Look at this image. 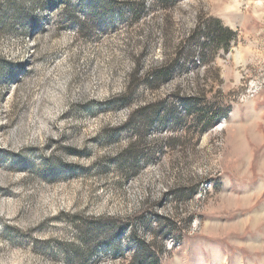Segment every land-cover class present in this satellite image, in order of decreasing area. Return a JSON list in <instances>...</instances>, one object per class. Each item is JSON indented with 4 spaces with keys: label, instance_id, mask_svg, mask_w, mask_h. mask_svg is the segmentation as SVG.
Here are the masks:
<instances>
[{
    "label": "rangeland",
    "instance_id": "1",
    "mask_svg": "<svg viewBox=\"0 0 264 264\" xmlns=\"http://www.w3.org/2000/svg\"><path fill=\"white\" fill-rule=\"evenodd\" d=\"M0 264H264V0H0Z\"/></svg>",
    "mask_w": 264,
    "mask_h": 264
},
{
    "label": "trees",
    "instance_id": "2",
    "mask_svg": "<svg viewBox=\"0 0 264 264\" xmlns=\"http://www.w3.org/2000/svg\"><path fill=\"white\" fill-rule=\"evenodd\" d=\"M235 32L222 25L221 20L218 18H209L206 20L204 26H198L193 30L189 38L191 39V45L189 51L199 47V55L202 61H206L207 57L214 58L219 52V48L228 50L231 40L234 38ZM173 67H175L173 65ZM172 69L160 68L155 70H149L146 73V81L150 86H155L159 82L167 79ZM136 75V73L134 74ZM146 117V116H145ZM146 122V118L144 123ZM131 152V150H127Z\"/></svg>",
    "mask_w": 264,
    "mask_h": 264
}]
</instances>
